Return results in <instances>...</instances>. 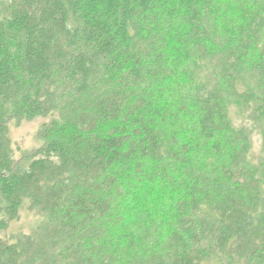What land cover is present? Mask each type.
<instances>
[{
    "label": "trees",
    "instance_id": "1",
    "mask_svg": "<svg viewBox=\"0 0 264 264\" xmlns=\"http://www.w3.org/2000/svg\"><path fill=\"white\" fill-rule=\"evenodd\" d=\"M2 4L0 264H264V0Z\"/></svg>",
    "mask_w": 264,
    "mask_h": 264
},
{
    "label": "rangeland",
    "instance_id": "2",
    "mask_svg": "<svg viewBox=\"0 0 264 264\" xmlns=\"http://www.w3.org/2000/svg\"><path fill=\"white\" fill-rule=\"evenodd\" d=\"M1 2L3 3L4 0H0V16L3 14ZM54 116L37 117L21 122H17L13 115L7 117L5 122L8 126L16 170L25 168L32 158L38 156V152L43 148L45 142L41 137V132ZM262 145H264V137L255 133L253 136V154L259 155L262 151ZM261 154L264 156V153ZM0 220L5 221V229L1 232L0 237L6 243L11 242L18 234H30L43 221L41 217L29 210L27 201L19 209L17 218L10 219L6 213L5 201L1 194Z\"/></svg>",
    "mask_w": 264,
    "mask_h": 264
}]
</instances>
